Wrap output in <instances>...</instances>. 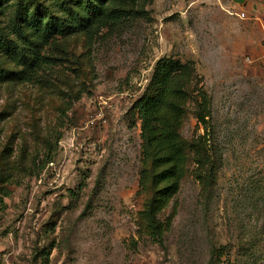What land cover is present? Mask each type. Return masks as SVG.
<instances>
[{"label":"rangeland","instance_id":"374dc122","mask_svg":"<svg viewBox=\"0 0 264 264\" xmlns=\"http://www.w3.org/2000/svg\"><path fill=\"white\" fill-rule=\"evenodd\" d=\"M143 4L53 38L34 78L0 83V264H264V0ZM162 57L188 70L186 142L204 133L198 91L212 97L216 169L206 194L189 161L164 246L137 226L151 190L136 103Z\"/></svg>","mask_w":264,"mask_h":264},{"label":"trees","instance_id":"16d2710c","mask_svg":"<svg viewBox=\"0 0 264 264\" xmlns=\"http://www.w3.org/2000/svg\"><path fill=\"white\" fill-rule=\"evenodd\" d=\"M151 0H0V56L15 60L21 70H11L0 59V83L29 81L37 70L50 64L41 54L55 37L79 33L97 34L102 28L145 16L143 2ZM188 70L179 60L162 57L154 68L152 94L136 103L141 122L143 170L140 186L151 190L137 222L140 236L164 246L176 211L165 219L161 214L176 198L188 171L195 164V177L202 191L210 193L215 181L211 131L212 97L203 89L197 93L196 118L204 133L186 142L182 127L189 98ZM191 155V156H190Z\"/></svg>","mask_w":264,"mask_h":264},{"label":"water","instance_id":"95a60500","mask_svg":"<svg viewBox=\"0 0 264 264\" xmlns=\"http://www.w3.org/2000/svg\"><path fill=\"white\" fill-rule=\"evenodd\" d=\"M236 2H239V3H243L245 0H234Z\"/></svg>","mask_w":264,"mask_h":264}]
</instances>
